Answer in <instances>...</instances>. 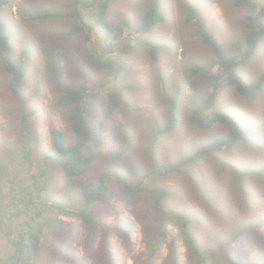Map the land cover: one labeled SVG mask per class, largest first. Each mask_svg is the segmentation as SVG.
<instances>
[{
    "label": "rangeland",
    "instance_id": "374dc122",
    "mask_svg": "<svg viewBox=\"0 0 264 264\" xmlns=\"http://www.w3.org/2000/svg\"><path fill=\"white\" fill-rule=\"evenodd\" d=\"M9 1L1 18L15 60L25 64L26 78L21 95H12L0 58V264H23L32 233L42 242L35 264H176L174 256L199 264L177 216L191 220L201 250L220 247L232 225H244L227 248L234 256L230 263L264 264V88L255 95H241L237 87L221 90L208 111L213 88L205 75L215 52L194 23L186 24L189 9L196 8L208 31L233 53L236 41L246 36L248 9L236 8V0H161L165 22L137 34L151 0H111L104 14L89 0L79 6L75 0H26L23 7L24 0ZM257 1L264 10V0ZM102 19L121 25L124 32L102 27ZM261 22L264 26V16ZM77 26L85 30L72 36ZM154 42L157 60L148 46ZM93 54L124 71L117 78L96 65ZM198 67L205 68L203 74H194ZM237 71L247 85L261 78L264 34L251 63ZM173 75L177 87L168 90L180 96V121L174 131L157 134L168 120L166 113L170 118L163 84ZM192 83L197 88L193 96ZM68 85H86L95 95L92 131L97 122L105 123L100 145L88 151L96 159L80 180L96 182L108 173L116 194L108 202H96L92 223L76 213L89 214L93 205L81 190L66 188L68 179L51 140L56 127L68 145L75 142L69 108L56 106ZM110 92L118 94L114 116L108 112ZM24 108L33 111L40 138L35 149L20 135ZM197 111L199 122L212 111L235 120L245 141L229 151L223 147L216 164L204 165L210 161L206 156L183 166L226 130L220 123L211 130L193 123ZM147 175L152 176L150 185L133 194L130 190L147 182ZM162 219L167 234L160 229ZM209 255L207 264H229L222 253Z\"/></svg>",
    "mask_w": 264,
    "mask_h": 264
},
{
    "label": "trees",
    "instance_id": "16d2710c",
    "mask_svg": "<svg viewBox=\"0 0 264 264\" xmlns=\"http://www.w3.org/2000/svg\"><path fill=\"white\" fill-rule=\"evenodd\" d=\"M89 1H93L96 5V9L102 14L105 13L111 3V0ZM83 2L84 0H75L74 5L79 6L83 4ZM9 3V0H0V58L3 65H5L4 67L7 73L10 75V80L8 81L10 93L12 95H21L26 78L25 64L24 62L18 63L15 60L12 45L10 39L5 33L4 23L1 18L3 10L7 9ZM25 4L26 0H24L22 7ZM235 5L236 8H247L248 13L245 18L246 36L245 38H240L236 41L233 53L228 50L227 43L223 42L215 33L208 31L209 29L201 20L196 8L191 7L186 17V24L194 23L199 34H201L203 43L211 46L215 52V59L210 62L212 63L211 65L207 66L205 75L212 83L213 88V93L206 106L208 111L214 107L218 93L221 90L230 87H237V90L241 95H255L264 88V73L258 81L251 85H247L237 71V67L247 66L251 63L252 57L258 48L262 35L264 34V26L261 22V19L264 16V10H262L257 0H236ZM86 9H88V6H86ZM70 14H72V12H70ZM163 22H165V16L162 13L161 0H151L150 9L145 14L140 27L136 29V33L148 34L158 24ZM101 23L102 27H106L111 31L117 30L119 33L124 32V28L121 25H109L103 19L101 20ZM84 30L85 27H74L71 30V35L73 36ZM148 46L151 50L152 59L157 60L159 46L156 43H150ZM28 53L29 49L23 52L25 55ZM93 61L100 67L103 66L114 71L117 78L124 71L123 66H116L112 62L103 61L100 55L93 54ZM204 71V67H198L193 70L195 75L203 74ZM176 78L177 77L173 75V77L166 79V85L163 84L165 97L170 104V118L169 113H166L168 120L166 123L158 127L157 134L174 131L180 121V109L178 106L180 96L172 95L168 90V87H177L178 80ZM193 84L194 83L191 84L194 88L191 96H193L197 90ZM161 97H164L163 93ZM94 99L95 95L86 85L81 87H74L71 85L65 86L63 93L56 100V106L69 108L70 110L69 121L75 134L74 144L68 145L67 139L61 129L56 127L51 129L52 144L58 153V159H56V161L61 165L65 177L68 179L66 188H69V186L71 188L72 186L74 189L81 190L83 198L93 205V209L89 214L83 215L82 212H76L77 214L86 217L89 223H92V216H94L96 202H108L112 200L116 194L113 191L112 186L109 185L110 181L108 173H103L96 182H83L80 180V178L87 173V166L96 159V155H92L91 153L88 155V151L92 148H98L105 127V123L97 122L94 127V132L92 131L95 122L92 111ZM118 107V94L110 92L108 94L109 114L112 116L116 115ZM198 113L199 111H197L191 119L193 123L197 122L201 127L208 128V130H211L214 126L220 123L224 124L226 130L219 136L215 137L212 143L200 148L195 155L183 163V166L189 161L197 160L200 157L204 158L206 156L208 157L207 160L210 161H206L204 165H207V163H215L218 161L217 153L223 147H226L229 151L237 142L240 141V143H242L245 141L244 138L241 137L240 125L235 120L226 116H221L216 111H212L207 114L205 120L199 122L200 118H197ZM32 117L33 111L25 108L22 110L20 118V135L32 149H35L40 144V138L35 134ZM173 173L174 172H171L170 174ZM151 178V175H147L145 178L147 182H143L142 180L136 189L129 190L132 191L133 194H142L144 192V186L150 185ZM237 195L238 193L236 194V197ZM177 217L183 221L182 226L184 235L188 241V245L192 247L194 257L198 260L197 262H199V264H207L209 257L205 259L206 254H211L209 256H215L218 253L225 255L226 261L229 264H231L230 262H233L232 258H234V256H229L231 251H227V248L231 245L230 242L236 241V239L245 231L244 225H241L243 228H240V226L238 227L237 224L232 225V227L222 236L224 238H221L218 243L220 247L214 246L213 249H211V247L209 250H201L199 248L200 241L194 235V228L192 227L191 220L182 216ZM164 221L165 219H162L160 229L162 228L164 234H167V230L162 226ZM239 222L240 223L238 224H243L242 221ZM164 234H161V236L163 237ZM171 244L175 246V241L172 240ZM41 248V239L32 233L29 237L28 243L24 247L23 253L25 254V257L23 259V264H35V261L40 255ZM156 250H158V248H156ZM176 260V264H186L185 262L183 263L178 260L177 256H174V261ZM234 261L236 260L234 259Z\"/></svg>",
    "mask_w": 264,
    "mask_h": 264
},
{
    "label": "crops",
    "instance_id": "0c3cea01",
    "mask_svg": "<svg viewBox=\"0 0 264 264\" xmlns=\"http://www.w3.org/2000/svg\"><path fill=\"white\" fill-rule=\"evenodd\" d=\"M122 251L124 252V254H128V251H127V250H123V249H122Z\"/></svg>",
    "mask_w": 264,
    "mask_h": 264
},
{
    "label": "bare ground",
    "instance_id": "6f19581e",
    "mask_svg": "<svg viewBox=\"0 0 264 264\" xmlns=\"http://www.w3.org/2000/svg\"><path fill=\"white\" fill-rule=\"evenodd\" d=\"M145 234V233H144Z\"/></svg>",
    "mask_w": 264,
    "mask_h": 264
}]
</instances>
